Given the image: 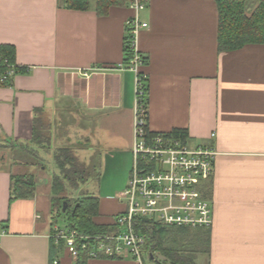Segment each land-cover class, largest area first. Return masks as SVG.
Listing matches in <instances>:
<instances>
[{"label":"crops","instance_id":"obj_1","mask_svg":"<svg viewBox=\"0 0 264 264\" xmlns=\"http://www.w3.org/2000/svg\"><path fill=\"white\" fill-rule=\"evenodd\" d=\"M134 14L126 4L99 13L95 0L85 10L63 0H0V45L14 46L15 63L27 69L0 86V145L32 146L37 118L51 132L55 127L58 146L92 144L88 125L97 121L107 133L99 147L83 141L78 149H88L89 158L103 153L93 217L99 225L113 224L125 209L121 192L133 161L136 74L122 63L126 20ZM138 17L145 24L137 48L147 60L139 72L148 130L183 129L192 143L217 152L208 190L210 252L196 263L264 264V44L218 52L214 0H147ZM0 156V264H73L63 245L51 247L57 223L50 195L39 194L45 181L38 178L32 196L10 202L14 165L4 151ZM87 264L144 260L100 257Z\"/></svg>","mask_w":264,"mask_h":264},{"label":"built area","instance_id":"obj_2","mask_svg":"<svg viewBox=\"0 0 264 264\" xmlns=\"http://www.w3.org/2000/svg\"><path fill=\"white\" fill-rule=\"evenodd\" d=\"M125 4L135 12L125 25L133 56L128 64H122L136 74L137 105L133 121V161L121 192L125 209L114 217L115 230L107 234L84 236L56 225L50 238L54 245H63L73 260L80 251H86L89 259L129 256L142 262L147 237L138 230L137 221L144 217L168 227L206 229L212 225L208 190L217 152L213 146L191 144L188 137L171 133L149 135L146 112L139 103L144 96L139 76L143 63L137 48L140 30L145 26L138 12L146 7L147 0H127ZM0 66H3L0 67V85L11 82L16 75L14 66L6 61ZM51 264H58L57 259H52Z\"/></svg>","mask_w":264,"mask_h":264},{"label":"trees","instance_id":"obj_3","mask_svg":"<svg viewBox=\"0 0 264 264\" xmlns=\"http://www.w3.org/2000/svg\"><path fill=\"white\" fill-rule=\"evenodd\" d=\"M126 1L96 0V8L99 13H103L109 5L125 4ZM214 1L218 13V52L236 50L246 44H264V0ZM63 4L67 8L76 10H85L90 7L89 0H63ZM123 51V64H128L133 56V52L129 48L128 36L126 34L124 36ZM139 56L143 65H145L147 62L146 58L141 52H139ZM5 61L14 66L16 74L27 72L26 68L20 67L15 63V49L12 45H0V65H3ZM139 76L142 80L144 92V96L140 98L139 103H141L146 112V78L141 72ZM10 83L6 82L0 86H7ZM47 129L50 130V127L44 125L40 118L35 120L31 137L32 145L38 146L34 148L35 151L42 149L39 144L44 141L43 132L47 131ZM148 133L152 135L155 132L148 130ZM170 133L174 136L187 137V132L183 129H174ZM80 146H82L81 143H75L53 148V158L57 172L52 175L50 181L52 223H55L61 215H65V226L77 231L80 235L94 236L107 234L115 230L113 224L99 225L93 221V217L98 213V197L78 192L80 184H85L92 179L98 181L100 176L97 155L93 156L90 159L91 161L86 163V161L79 159L76 155V150L81 148ZM10 180V202L33 195L36 182L32 173H12L10 174ZM74 190H77L78 196L72 199L67 193ZM63 202L67 203L64 212H62ZM137 226L147 237L145 253L155 264H197L195 261L196 255L208 254L210 252L209 228L195 229L198 231L190 234L189 230L191 229L188 228L168 227L152 220L144 222L142 219L137 221ZM51 247L52 249L54 248L52 240ZM88 259L86 251H80L78 257L73 260V264H87Z\"/></svg>","mask_w":264,"mask_h":264},{"label":"rangeland","instance_id":"obj_4","mask_svg":"<svg viewBox=\"0 0 264 264\" xmlns=\"http://www.w3.org/2000/svg\"><path fill=\"white\" fill-rule=\"evenodd\" d=\"M90 2H94V0H89ZM84 121H82L83 123ZM64 123V122H62ZM97 124V125H96ZM96 126V127H95ZM98 122L93 121L91 124L89 123L88 127L90 128L89 132L91 133L89 136L90 141L92 144H88L85 142V140H82L83 143H85V146H93V147H99V139L105 138L107 135L106 131L104 133L101 132V129L98 130ZM55 127L52 125V132L47 129V131L43 132L44 136V141H42L39 145L40 148L42 149H37V151L34 150V148H37L38 146H23V147H16L15 145H0V154L2 151L6 153V162L8 161V165L12 166L14 165V174H28L32 173L34 175L35 182L37 183L38 178L42 179L45 181L44 184H42L41 191L39 194L44 195H50V185L46 183L48 181L50 183L51 177L54 173L57 172V168L54 162L53 158V148L58 146L57 142L52 141L53 134L55 132ZM102 129L107 130V127L104 126ZM48 137V139H47ZM51 139V140H50ZM78 141V139H76ZM80 141V140H79ZM81 142V143H82ZM75 144V143H71ZM70 144V145H71ZM194 145V143H191ZM64 144H62L63 146ZM82 145V144H81ZM101 146V145H100ZM104 151V149H103ZM76 155L78 156L79 159H82L84 161L89 162L91 161L89 158L92 154L88 149H78L76 152ZM95 156V155H94ZM1 157V156H0ZM100 161H103V153L99 154L98 156ZM3 159L0 158V162H2ZM98 160V161H99ZM102 165V163H101ZM96 168V167H95ZM98 170L100 171V176H104V169L102 167L99 168ZM108 174L105 175L108 176ZM78 192H81L83 194H92L96 195L98 192V182L94 179L90 180L89 182L85 184H80V187L78 189ZM77 190H74L72 192L67 193L69 197L76 198L78 196ZM64 214V213H62ZM65 215H61L59 218H57L56 223L58 226L63 227L65 226ZM153 221V220H152ZM140 230V229H138ZM199 230V229H198ZM198 230L191 229L189 230L190 234L196 233ZM145 256V255H144ZM197 257V255H196ZM144 264H148V259L146 257H143Z\"/></svg>","mask_w":264,"mask_h":264},{"label":"water","instance_id":"obj_5","mask_svg":"<svg viewBox=\"0 0 264 264\" xmlns=\"http://www.w3.org/2000/svg\"><path fill=\"white\" fill-rule=\"evenodd\" d=\"M66 207H67V203L63 202L62 212H64L66 210ZM142 221L149 222V219L144 217V218H142Z\"/></svg>","mask_w":264,"mask_h":264}]
</instances>
